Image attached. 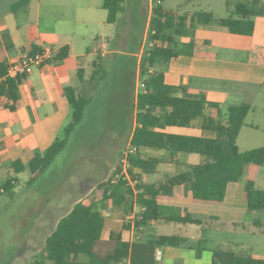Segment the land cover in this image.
Instances as JSON below:
<instances>
[{
    "label": "trees",
    "instance_id": "1",
    "mask_svg": "<svg viewBox=\"0 0 264 264\" xmlns=\"http://www.w3.org/2000/svg\"><path fill=\"white\" fill-rule=\"evenodd\" d=\"M194 2L196 0H183ZM229 1V0H228ZM163 0H157L149 26V39L154 47L150 56L142 62L141 78L145 89L138 96L137 127L130 141L129 153L124 160L128 164L127 173H123V164L117 166L111 178L97 187L103 202L112 201L118 208H125L132 197L139 212L134 225L142 234L144 227L153 223L167 222L181 225L202 226L203 221L187 214L186 210L166 212L160 202L176 200L175 189L187 185L194 202L222 204L231 183L242 181L250 166H264V146L242 151L237 143L248 114L253 110L249 104L229 105L227 113L220 103L210 102L205 94L191 97L166 83L164 70L170 60L187 53L179 49L177 39L189 33L187 22L191 17L200 26L217 25L230 34L252 37L257 17H264V0H239L227 17H217L213 12L201 10L193 14H180V10L168 8ZM124 0H104V9L108 12L107 23L117 22L118 15L124 11ZM29 4V0H19L13 5L17 11ZM155 31V34L152 32ZM170 44L169 47L164 45ZM191 49L196 42L191 41ZM41 50L34 46L28 55ZM58 60L66 58L63 51ZM258 59L264 62V48L258 49ZM98 59L95 63V83L101 71ZM7 62L0 63V76L9 68ZM155 69V70H154ZM25 76L6 79L0 83V98L6 99L5 107L16 111L21 106L19 87ZM71 109V122L64 136L57 139L43 155H38L28 168L32 174L29 183L45 172L67 145L68 137L82 122L84 110L91 98L76 88L67 87L63 91ZM170 128L198 129L200 136L182 135L167 132ZM147 149L165 150L175 154L200 155L199 164H187L175 174H163L157 182H146L141 174L156 175L160 161L146 158ZM24 167L21 168V171ZM140 170V174L136 171ZM20 171H18L19 173ZM129 179L136 183L135 189ZM16 178H8L0 185V196L14 197ZM134 192H136L134 194ZM247 215L253 225L264 232V190L256 188L253 181L245 185ZM135 195V196H134ZM133 211L131 204L129 213ZM133 221L124 222L123 231H129ZM105 218L94 205L83 201L76 203L66 216L60 219L56 229L47 237L42 252L33 257L31 264H159L156 251L159 247L189 246V239L182 235L159 237H140L130 242L122 231H111L104 237ZM206 239L196 244L197 256L202 255ZM193 247L192 245H190ZM212 264H264V259L247 256L232 249L213 250Z\"/></svg>",
    "mask_w": 264,
    "mask_h": 264
},
{
    "label": "crops",
    "instance_id": "2",
    "mask_svg": "<svg viewBox=\"0 0 264 264\" xmlns=\"http://www.w3.org/2000/svg\"><path fill=\"white\" fill-rule=\"evenodd\" d=\"M18 1L0 0V63L7 62L11 65L18 62L21 58L27 56L34 46L40 50L51 46L56 49L57 54L48 64L25 76L23 83L19 87L21 106L18 110L10 111L5 107L6 99L0 98V185L5 183L8 178H16L15 192L19 184L18 176L29 172L31 178L32 174L28 166L32 159L38 155H43L57 139L64 136L65 129L72 120V109L63 94L64 89L73 87L82 94H91L92 90L99 88V86L101 87L103 78L97 79L94 84L91 82L94 77L96 61L101 59L102 69L103 60L107 56L119 55L116 57H123L124 54H127L133 58V67H127L121 63L120 58H115V61H118L119 71L122 72L119 80L122 89L127 76L131 71L133 72L128 88L124 92H116L114 94L116 102H119L124 94L129 101L128 108L132 111L131 120L133 124L127 136V146L128 149L130 148V141L137 127L138 96L143 92L141 68L145 48L144 42L148 32V29H146L143 44L139 50L124 52L122 46L115 43L114 32L111 34L110 40L105 34L104 36H96L95 27L104 25L103 18L105 16L107 23L108 12L104 9V0L102 2H94L93 0H29L28 5L13 11V5ZM200 1L203 0L187 3L182 0L177 5H170L167 0H163L162 3L165 7L180 10V14L183 15L203 10L201 9L203 2ZM155 3L153 0L149 2L147 23L149 26ZM126 11L127 8L125 6L124 11L119 15L125 14ZM119 15L117 22L109 25H117L120 21ZM194 22L190 17L187 22L189 33L177 39L179 49L182 48L181 50L187 53L172 58L167 64L164 70L166 83L175 87L184 88L183 86H185L186 91L185 89L180 90L179 96H183L184 93L191 97L205 94L208 101L220 103L223 108L243 103L250 105L257 103L258 99L264 100L262 96V91L264 90V62H260L258 59V49L264 48V17L256 18L252 37L236 36L229 32L228 34L220 28H211V26L210 29L207 26L205 28L200 25V27H196ZM212 36H216L212 44L207 43V38ZM241 38H246L250 41L247 44H243L241 43ZM192 40L196 42V48L188 52L189 44ZM164 46L169 47L170 44ZM206 50H217V53ZM221 50H226L229 53H248L250 58L222 59L218 54V51ZM63 51L66 53V58L60 61L57 56ZM253 56L255 59H253ZM95 57L96 59H94ZM89 62L92 67L87 65ZM90 98L91 103L92 97L90 96ZM109 113L110 107H108ZM180 130L198 129L170 128L167 132L188 135L179 133L178 131ZM184 155L186 154L147 149L145 151L146 158L158 159L160 165L156 175L146 176L141 174V178L146 182H157L159 179L156 176L175 174L187 164H199L203 161L202 158L201 162L193 161L189 163L186 161L187 159L182 160ZM23 167L24 170L21 171ZM160 167L161 169L167 168V170L161 171L159 170ZM18 171L20 172L18 173ZM138 171L136 173H139ZM236 184L238 183L229 185L227 196L223 203L234 201L238 188ZM94 193L99 192L95 189ZM99 195L97 203H102V206L103 203L108 204V206L109 204L113 205L112 201L103 202L100 193ZM175 196L176 200L174 201H161V206L166 212L186 210L187 214H189L185 207L175 208L182 198H191L188 186H178L175 189ZM85 203L94 205V203ZM133 207L132 214L127 219L134 222V218L140 210L136 204ZM58 208L56 207V209ZM94 208L96 209V207ZM61 209L64 208L61 207ZM96 210L101 212L99 209ZM136 211L138 212L136 213ZM243 211L247 213V205L243 207ZM112 220L115 219L112 218ZM133 222L129 231H123L124 223L119 224L120 226L116 227L117 229H107L105 218L104 237H106V232L109 234L113 230L122 231L124 237L130 242H134L140 237L168 236L158 233L159 228L157 230L154 228V232L150 236L142 235L138 233ZM250 223L252 227L258 229L251 221ZM153 224L157 225V223ZM158 224L162 225V229L167 227L170 230L172 229L171 226H175V224L167 222ZM258 230L263 232L262 229ZM185 237L189 239V246H164L158 248L162 252V260L159 261V264L165 260L166 262L168 260L169 264L202 263V260H199L202 255L198 257L197 249L193 246L200 239L191 241L190 237ZM211 257H213V253Z\"/></svg>",
    "mask_w": 264,
    "mask_h": 264
},
{
    "label": "rangeland",
    "instance_id": "3",
    "mask_svg": "<svg viewBox=\"0 0 264 264\" xmlns=\"http://www.w3.org/2000/svg\"><path fill=\"white\" fill-rule=\"evenodd\" d=\"M93 1L102 2L103 0ZM151 1L125 0L127 11L119 15V23L109 25L106 23L105 16L104 25L95 27L96 36L105 34L109 39L114 32L115 43L120 44L124 52H134L140 49L145 31L148 29L144 42V60L145 56H150L149 52L154 47L149 44L150 30L147 25ZM156 1L153 0V2ZM238 1L203 0L200 2H203L201 9L213 12L217 17H227ZM167 2L170 5H177L182 0H167ZM194 24L200 27L196 22ZM207 27L210 29V26ZM211 28H220L228 33L226 29L217 25H211ZM216 36L207 38V43L212 44ZM241 40L243 44L250 41L246 38ZM206 51L217 53V50ZM236 53H229L226 50L218 51L222 59L250 58L248 53ZM116 56L119 55L104 58L98 76V79L103 78L102 85L92 90L91 94H86L92 97V102L86 106L82 122L75 128L66 147L48 170L39 175L33 183H28L29 172L20 174L16 195L14 197L0 196V264H31L33 256L44 250L46 238L56 229L61 217L80 201L94 203V207L105 216L107 229H115L124 221L128 222L127 217L132 214L128 210L132 203L134 206L135 197L130 199L125 208L119 209L111 204L108 206L103 203L102 206V203H97L100 195L94 193L96 187L111 178L118 165L123 164L122 175L126 174L128 169V164L125 160L123 163V158L129 153L127 136L133 124L132 111L128 108L129 101L124 94L119 102L114 100V94L124 92L128 88L133 72L131 71L127 76L122 89L119 84L122 72L119 71L118 61L116 62L115 58H120L121 63L127 67H133V58L127 54L123 57ZM253 59H255L254 56ZM87 65L92 67L90 62ZM262 92L264 97V90ZM250 105L253 106V110L248 114L246 126L237 140L242 151L264 146V100L258 99L257 103ZM108 107H110L109 114ZM224 111L227 113V107H224ZM178 132L194 136L202 135V132L198 130ZM202 158L204 157L200 155H184L182 160L187 159L186 161L190 163L199 162ZM159 170L166 171L167 168L160 167ZM138 172L136 174H140L141 171ZM160 177V175L156 176L158 179ZM249 180L254 182L256 188L264 190V166L249 167L242 181L236 184L238 188L234 201L229 198L231 201L222 204L199 203L191 198H182L175 208H187L191 216L203 221L202 226L175 224L170 230L167 227L162 229V225L157 223V225L151 224L144 227L142 235L150 236L154 228L156 230L159 228L158 233L165 235L188 236L191 241L206 239L207 242L202 245L205 249L202 251V257L199 258L202 260L201 264H211V255L217 248L232 249L247 256L264 259V233L252 227L250 216L246 215L245 211L242 212L243 207L247 205L245 185ZM129 183L135 189L136 183L131 179ZM56 207L59 208L56 209ZM107 235L108 232L105 236ZM193 246L196 247V245ZM169 263L165 260L160 264Z\"/></svg>",
    "mask_w": 264,
    "mask_h": 264
},
{
    "label": "built area",
    "instance_id": "4",
    "mask_svg": "<svg viewBox=\"0 0 264 264\" xmlns=\"http://www.w3.org/2000/svg\"><path fill=\"white\" fill-rule=\"evenodd\" d=\"M155 34V31L152 32ZM150 46H154V42L149 39ZM57 54L56 49L51 46L44 47L35 55H27L21 58L18 62L11 64L4 76H0V83L6 79H16L20 76H26L33 73L34 70L41 68L49 63V61ZM143 90L145 85L142 84ZM134 218V217H132ZM156 260H162V252L157 249ZM127 264H130L127 262Z\"/></svg>",
    "mask_w": 264,
    "mask_h": 264
}]
</instances>
